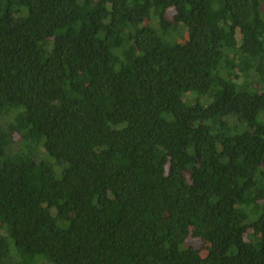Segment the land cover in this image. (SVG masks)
Returning <instances> with one entry per match:
<instances>
[{"label": "trees", "instance_id": "obj_1", "mask_svg": "<svg viewBox=\"0 0 264 264\" xmlns=\"http://www.w3.org/2000/svg\"><path fill=\"white\" fill-rule=\"evenodd\" d=\"M0 264H264V0H0Z\"/></svg>", "mask_w": 264, "mask_h": 264}, {"label": "rangeland", "instance_id": "obj_2", "mask_svg": "<svg viewBox=\"0 0 264 264\" xmlns=\"http://www.w3.org/2000/svg\"><path fill=\"white\" fill-rule=\"evenodd\" d=\"M195 244H197L198 242L194 239V240H192Z\"/></svg>", "mask_w": 264, "mask_h": 264}]
</instances>
